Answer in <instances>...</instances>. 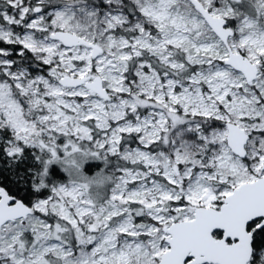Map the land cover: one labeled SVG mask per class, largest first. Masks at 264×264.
<instances>
[{
  "label": "snow or ice",
  "instance_id": "6c2138e0",
  "mask_svg": "<svg viewBox=\"0 0 264 264\" xmlns=\"http://www.w3.org/2000/svg\"><path fill=\"white\" fill-rule=\"evenodd\" d=\"M0 159V264H264V0H0Z\"/></svg>",
  "mask_w": 264,
  "mask_h": 264
},
{
  "label": "rangeland",
  "instance_id": "374dc122",
  "mask_svg": "<svg viewBox=\"0 0 264 264\" xmlns=\"http://www.w3.org/2000/svg\"><path fill=\"white\" fill-rule=\"evenodd\" d=\"M3 168V174H5V176L7 177V183L15 181L14 176H17V179H20L25 171L26 168H34V167H38L37 164H34L31 159L28 161V163L26 165L23 166H18L16 168H12L7 160H5V163L3 165H1ZM102 167H104L103 162L102 161H98V160H90L87 161L84 165L83 171L85 172L86 175H93L95 174L97 171H99ZM63 174L65 177L61 178L58 175L59 174ZM51 178L53 179V182L56 183H61V182H66L68 177L66 175V173L59 167V165L53 164L50 165L49 167V172H48V182H50ZM2 179V176H0V181ZM9 181V182H8ZM52 182V183H53ZM6 183V184H7ZM0 185H3L0 182ZM5 186V185H3ZM29 186V185H28ZM30 187V186H29Z\"/></svg>",
  "mask_w": 264,
  "mask_h": 264
},
{
  "label": "trees",
  "instance_id": "16d2710c",
  "mask_svg": "<svg viewBox=\"0 0 264 264\" xmlns=\"http://www.w3.org/2000/svg\"><path fill=\"white\" fill-rule=\"evenodd\" d=\"M4 163H5V159H0V176H2V179H1L0 182L3 185H5L7 188L11 189L12 191L18 192V194L21 197H23L26 202L27 201H30L32 199V192H31L30 187L28 186V184H25L24 182L18 183L17 181L20 180V179H17V176L16 175H13L15 181H12V182H9L8 181L9 183L6 182L7 181V179H6L7 177L5 176V174H3V168L1 166ZM58 176L61 177V178L65 177L61 173ZM53 179L51 178V180H50L49 183H52L53 182Z\"/></svg>",
  "mask_w": 264,
  "mask_h": 264
},
{
  "label": "clouds",
  "instance_id": "9594fccd",
  "mask_svg": "<svg viewBox=\"0 0 264 264\" xmlns=\"http://www.w3.org/2000/svg\"><path fill=\"white\" fill-rule=\"evenodd\" d=\"M96 175V173L95 174H93V176H95Z\"/></svg>",
  "mask_w": 264,
  "mask_h": 264
}]
</instances>
